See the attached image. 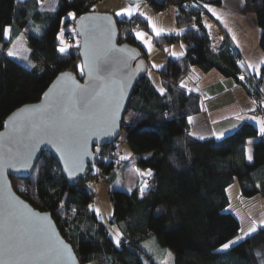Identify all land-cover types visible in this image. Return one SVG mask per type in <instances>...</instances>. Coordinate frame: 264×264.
I'll return each instance as SVG.
<instances>
[{
  "label": "trees",
  "instance_id": "1",
  "mask_svg": "<svg viewBox=\"0 0 264 264\" xmlns=\"http://www.w3.org/2000/svg\"><path fill=\"white\" fill-rule=\"evenodd\" d=\"M99 1L57 0L54 11H40L37 0H0V43L7 44L5 27L11 30V40L23 32L29 59L35 64L29 69L0 53V131L13 111L38 102L58 74L72 72L79 63V39L72 37L70 31L66 30L62 37L71 39L72 43L67 44L71 47L64 54L58 51L61 20L68 12H74L76 18L63 23L74 29L75 21L90 13ZM188 1L145 2L156 12L170 6L177 11L174 19L180 32L151 36L154 47L161 51L177 43L187 47L180 57L167 56L155 71L158 87L146 73L142 76L124 115L122 132L130 151L135 155L149 154L136 162L138 168L151 171L143 195L139 186L129 192L109 188L111 218L106 225L93 205L95 193L89 184L93 167L86 177L71 185L55 159L45 152L29 178H10L18 196L35 209L50 213L80 264L99 259L107 264H146V261L156 264L141 247L152 239L174 254V264H264V227L229 250L216 251L222 243L233 239L240 227L238 219L227 211L226 189L233 179H237L242 197L260 195L264 200V136L258 134L259 125L249 121L242 122L220 140H199L189 135L188 118L201 110L200 95L181 86L192 69L202 73L215 71L223 78L241 83L238 76L244 67L230 42L220 50L212 49L200 20L193 19L197 14L186 12L183 3ZM200 1L206 5L221 3V0ZM241 13L255 16L260 30L259 47L264 53V0H243ZM114 18L119 43L135 48L147 65L148 56L133 35L135 30L149 33L147 20L139 15ZM75 74L79 78L80 74ZM259 80L264 97V64ZM243 84L249 94L247 82ZM159 88L164 89L163 94ZM261 108L256 105L255 116L261 117ZM248 140L253 141L251 162L244 155ZM115 147L113 142L95 149V165L107 183L116 162L113 159L105 162V157L115 152ZM110 233L115 236L119 233V246Z\"/></svg>",
  "mask_w": 264,
  "mask_h": 264
},
{
  "label": "water",
  "instance_id": "2",
  "mask_svg": "<svg viewBox=\"0 0 264 264\" xmlns=\"http://www.w3.org/2000/svg\"><path fill=\"white\" fill-rule=\"evenodd\" d=\"M126 1L130 3L146 2V0ZM83 17H108L111 23L109 24L107 20L103 19L80 21V18H78L75 21L74 32L79 39L78 60L80 65L83 64L85 59L82 53L85 51L84 42L86 35L90 43L95 45L101 52L110 48L121 49L123 51L119 53L110 52L106 62L105 59L101 57L102 69H106L99 73L102 79L91 80L87 75V68L84 69V74H80L79 78L73 72H63L74 77L76 83L83 86V90L87 91L88 94L82 98H78L76 108H73L71 102H66L65 106L68 107L67 113L57 109L55 112L49 111L46 114V118L55 121L59 127L65 128L70 138H75L77 136L87 137V154L83 156L82 171H77L74 176H69L68 172L65 170L64 160L60 152L56 150L53 144L46 142L47 137H43L45 142L38 143L34 147L31 158V168L17 171L13 168L0 165V231H7L11 228L15 231L16 235L22 239L27 240L31 238L41 245L45 243V237L51 235L54 239L62 241L63 244H66L69 249H71L74 259L65 262L55 256L46 255L42 258H29L16 261L15 264H80L73 247L61 236L50 213L35 209L18 196L12 188L10 178H29L41 154L45 152L49 153L55 159L59 165L61 174L69 184L73 185L79 178L86 177L96 162L95 149L109 146L118 139L121 134L124 115L133 95L134 88L147 70L146 63L138 57V52L135 48L128 44L119 43V31L113 16L90 12ZM81 25H83L84 28H82ZM93 25H95V27H93ZM106 29L108 30L106 31ZM133 56L134 58H131ZM61 74L62 73L58 74L54 78L44 94L49 92V89L59 91L60 88L71 87L70 81H57V77H60ZM129 75L132 76V79L130 85L126 89V94L120 100L115 125L109 126L104 121L110 111L115 108V99L119 97L120 82ZM93 88L94 91L92 90ZM44 94L38 102L24 105L18 109L31 105L39 106L46 103L48 98L45 97ZM77 108L79 111H77ZM18 109L13 111L6 120H8L13 113L17 112ZM28 137L29 131L26 130L21 133H16L12 130L11 124L6 127L4 123L3 129L0 131V153L7 154V149L9 148L15 150L21 148L24 144H31L33 141L29 140ZM12 197L18 198L23 205L27 206V210L35 215H9L8 200ZM19 211L25 210L19 209ZM44 216L47 217V220L42 221L38 219ZM41 226L44 227V232L39 231ZM4 259L6 260V264H9L8 258L5 257Z\"/></svg>",
  "mask_w": 264,
  "mask_h": 264
},
{
  "label": "snow or ice",
  "instance_id": "3",
  "mask_svg": "<svg viewBox=\"0 0 264 264\" xmlns=\"http://www.w3.org/2000/svg\"><path fill=\"white\" fill-rule=\"evenodd\" d=\"M205 7H208L205 5ZM138 5L134 7H129L127 9H123L122 12L129 17H131L137 11ZM50 11H54V9H49ZM209 11L216 16L217 19L220 17L211 9ZM121 12H117L116 15H121ZM141 16L144 13H140ZM67 16L69 18L75 19L76 14L74 12H68ZM107 20L109 24L111 23L110 18L108 17H80V21L85 20ZM64 21L61 20V24ZM149 26L152 28V31L156 36H160L164 29H158L151 20H149ZM84 28L83 25H81ZM95 27V25H93ZM193 28L196 27L195 24L192 25ZM205 27H209V25L205 24ZM108 29H106L107 31ZM10 28L5 27L3 29L4 37L7 38L9 34ZM87 31V30H85ZM183 31V30H181ZM64 29L61 28L60 33L57 35V39L60 41V46L58 47V51L61 54L67 52L68 48L71 47L64 43L63 36ZM135 36L137 40L142 41L146 47L151 50V41L149 39H145V33L141 31H136ZM183 47V45H181ZM85 51L82 55L85 57L83 64L78 65L81 74H84V69L87 68V75L91 80L102 79L99 73L102 70L101 57L107 61L109 57V53H119L123 50L121 49H105L102 52L97 49V47L90 43L87 38L84 42ZM9 57L17 58L20 60L27 61L26 67L34 68L35 65L28 60L27 56H18L17 52L14 49H9L7 52ZM171 55L178 57L179 55H183V53H171ZM131 58H134L131 57ZM126 63V61H125ZM264 64V58H261L258 64H249L248 67L250 69H254L256 71V75H260V65ZM242 66V65H241ZM153 67H160L157 65H153ZM132 76L129 75L126 79L120 82L119 86V97L115 99V108L110 111L107 118L105 119V123L109 126L115 125V121L118 116V110L120 106V100L126 94V89L130 85ZM240 80H244L245 77L241 75L239 77ZM57 81L71 82V87L60 88L59 91L55 89H49V92H46L44 95L48 98L47 102L42 105H31L25 106L22 109H18L17 112L13 113L8 120H6L5 126H9L11 124L12 130L16 133H21L23 131H29L28 139L33 141L31 144H24L21 148L7 149V154L0 153V165L7 166L9 168H13L17 171L27 170L32 167L31 158L33 154V149L36 144L45 142L43 137H47V143H51L56 147V150L60 152L62 159L64 160L65 170L68 172L69 176H74L77 171H82L83 164V156L87 154L86 152V143L87 137L85 136H77L75 138H70L67 135L66 129L63 127H59L57 123L53 120L46 118V114L49 111L55 112L57 109H60L64 113L68 112V107L65 106L66 102H71L73 108H76L78 98H82L85 96L87 91L83 90V86L76 83L74 77L70 74L62 73L60 77H57ZM183 87V83L181 85ZM94 91V88L92 89ZM158 91L163 94L164 89L159 88ZM264 91V89H262ZM54 93V94H53ZM95 98V97H93ZM253 104L256 101H252ZM254 110V109H253ZM77 111L79 109L77 108ZM237 119H243L242 117H237ZM250 119L256 120V123L259 125V135L264 136V120H259L256 117H251ZM189 122H191V118H189ZM233 127H236L233 125ZM189 135H193L189 133ZM217 140H220L224 133L221 132L219 134L213 133ZM199 139L203 140L204 137L200 136ZM253 143L252 140H248L247 144L251 145ZM244 155L246 159L251 162L253 160V153L251 147H247L244 149ZM122 159H127V157H122ZM143 175H151V171L149 170L147 173H143ZM147 187V184H143L141 186V195L144 193V189ZM22 190H24L22 188ZM91 207V206H89ZM8 208L9 215L18 214L19 216L24 215H35L30 213L27 210V206L23 205L22 202L19 201L18 198L12 197L8 200ZM19 209H24L25 211H19ZM39 220L45 221L47 217H39ZM259 225H264V219L259 221ZM257 221L253 220L252 225L248 228L247 231H244L243 228H240V232L242 235H237L233 239L228 240L225 243H222L219 248L216 249L217 252H225L229 250L231 247L237 244L238 241L243 240L245 237L249 236L252 233L257 231ZM39 231L44 232L45 229L43 226L40 227ZM114 240L119 246L120 239L119 233L116 234ZM46 255L55 256L58 259L64 260L65 262L71 261L74 259L71 249L66 244H63L62 241L58 239H54L51 235L45 237V243L41 245L37 241H33L31 238L24 240L21 237L17 236L15 231L9 228L7 231H0V264H6L5 257L8 258L9 264H15L16 261L26 260L29 258H42Z\"/></svg>",
  "mask_w": 264,
  "mask_h": 264
},
{
  "label": "rangeland",
  "instance_id": "4",
  "mask_svg": "<svg viewBox=\"0 0 264 264\" xmlns=\"http://www.w3.org/2000/svg\"><path fill=\"white\" fill-rule=\"evenodd\" d=\"M17 1L23 2L24 0H17ZM189 2L190 1L183 3V6L185 7V5L188 4ZM37 3H38L37 5L40 11H50L49 9L55 10L57 7L56 6L57 0H37ZM201 3L206 9L205 7L206 4H204L202 1ZM137 5H138L137 11L132 16L134 15L141 16L140 13H144V15L141 17H143L144 19L148 21L147 23H148L149 30H152V28L149 26V20H151L152 23L157 28L164 29L163 33H166V34L174 33L175 34V33L180 32L178 27L176 26L175 19H174V16L177 13V11L174 10L173 6L168 7L164 11L156 12L154 11L152 7L147 5L145 2L130 3V2H127L126 0H101L92 7L91 12L94 14H108L110 16L117 17V18H122V17L130 18L128 15L124 14L122 10L127 9L129 7H134ZM189 9L186 8V12H193L194 15L197 14V12L198 14L200 13L199 10H195L191 7ZM117 12H121L122 14L118 16L116 15ZM66 19H72V18H69L68 16H66L63 19V21H65ZM193 19H195L194 16H193ZM200 22L202 25L203 24L202 18L200 19ZM61 28L64 29V32L66 30L70 31L72 37L76 36L73 27L71 26L65 27L62 24ZM136 31L138 30L133 31L134 33L133 35H135ZM141 32L145 33V39L147 40L148 32H145V31H141ZM151 32L154 33L153 31ZM135 39H136V36H135ZM5 41L7 42L5 46H3L0 43V53L7 54L9 49H14L17 52L18 56H27L28 60L31 61L29 59V48L27 46L26 39H25L23 32L19 34L17 38L11 40V30H10L7 38H5ZM136 42L146 47L142 41L136 39ZM71 43L72 41L69 44ZM180 44L183 45V47H185L183 43H180ZM146 48L149 49L148 47ZM165 52H169V49H167ZM150 57H152L153 61H155L152 53H150ZM10 58L14 59L19 64L25 67L28 63L27 61L20 60L17 58H13V57H10ZM31 63L34 64L32 61ZM78 65L80 64L77 63L71 70L73 73L77 72L81 74L79 68L77 67ZM29 69H32V68H29ZM148 74H149L148 77L151 79V81L158 87L159 85L158 77L156 75L154 76L153 72L151 71H148ZM248 100L252 104L253 100L249 96H248ZM255 104L257 105V103ZM263 113H264V108H261V120H262ZM214 129H217V126L214 127ZM226 135H224L223 137H225ZM114 145L116 146L115 152H110V154H108L105 157V162L110 161L112 159L116 162L114 169H113V174L110 175L109 182L108 183L105 182V178H104L105 176L101 173L100 170H98L97 165L93 166L94 175L89 179V184L92 186V188L94 189V193H95L94 195L95 199L93 203L94 208L99 218L106 225L108 223V220L111 218V206H110L109 197H108L109 188L123 190L127 192L134 189L136 186H139L141 188L143 184L145 183L147 184V175H143V173H147L149 171V170H144V169H140L137 167L136 162L138 160L139 155L135 156V154H133L130 151L125 141L124 132H121L118 139L114 141ZM122 157H127V159H122ZM226 194L228 196V201H229L227 211L232 213L238 219L239 225H240L239 230L240 228H243L244 231H247L248 228L252 225L253 220L257 221V224H258L257 229L264 227V225H259V221L261 219H264V200L260 195H256L252 198L242 197L240 194V189H239L238 181L236 178H234L233 182L227 187ZM110 234L112 235L114 239L115 235L112 233ZM237 235H242V233L238 231ZM239 242L240 241H238L237 243ZM141 247L148 254L151 255L153 261H155L156 264H174V254L169 249L159 247L155 240L153 239L147 240L141 244ZM145 263L150 264L148 261H146ZM85 264H107V263L104 259H99V260L88 262Z\"/></svg>",
  "mask_w": 264,
  "mask_h": 264
},
{
  "label": "crops",
  "instance_id": "5",
  "mask_svg": "<svg viewBox=\"0 0 264 264\" xmlns=\"http://www.w3.org/2000/svg\"><path fill=\"white\" fill-rule=\"evenodd\" d=\"M242 5L243 0H221L220 5L207 4L208 7H206V10L227 35L229 42L240 54L244 67V72L241 75L246 77V82L251 74L256 75V71L250 69L248 65L258 64L261 58H264V53L259 47L260 30L256 24L255 16L253 14H241ZM209 8H211L220 19H217L216 16L209 11ZM174 10H176L175 7ZM151 31L152 30H149L147 34L150 41L151 36H156ZM164 34L166 33H161V35ZM151 45V50L147 49L142 44L139 45L148 56V64L146 65L147 77L149 75L148 71L153 72L155 76V71L161 68L167 56L176 58V56L171 55V53H184L186 49V45L184 44L185 47H181L180 43L167 47L164 51L157 49L152 43ZM167 49H169V52H165ZM150 53L153 54L155 61L150 57ZM180 56L181 55L178 57ZM153 65L160 67H153ZM262 65L263 64H261L260 67ZM243 82L244 81L236 83L229 78H223L215 71L202 73L197 68L192 69L189 76L182 82L183 88L188 91L197 92L201 97L200 112L189 117L191 118V122H189L188 118L190 133L193 134L191 135L192 137L199 139L200 136H203L204 139L217 140L213 133L219 134L223 132L224 135H226L234 131L244 121H249L258 125L256 120L250 119L251 117H256L261 120V117L254 115L253 112L256 109V104H251V102H249V94ZM237 117H242L243 119H237ZM233 125L236 127H233ZM216 126L217 129H214ZM248 147H250V145ZM148 155L149 154H145L144 156L139 155V157H146ZM148 176L149 175H147V177Z\"/></svg>",
  "mask_w": 264,
  "mask_h": 264
},
{
  "label": "built area",
  "instance_id": "6",
  "mask_svg": "<svg viewBox=\"0 0 264 264\" xmlns=\"http://www.w3.org/2000/svg\"><path fill=\"white\" fill-rule=\"evenodd\" d=\"M190 7L200 11V13L199 14L197 13V15L194 16V18L195 19L198 18L199 20L201 18L203 19L202 27L205 29L209 37V42L212 49L217 51L225 47L226 44L229 42L228 37L222 31V29L216 24V22L212 19L210 13L204 8L201 1L190 0V2L185 5V8L189 9ZM205 24L209 25V27H205ZM62 39L66 44H69L71 42L70 38L62 37ZM240 76L241 74L238 77ZM259 84H260L259 76L251 74L248 78L249 96L253 101H256L257 104L262 105L261 107L264 108V97L261 94ZM262 120H264V113L262 116Z\"/></svg>",
  "mask_w": 264,
  "mask_h": 264
},
{
  "label": "clouds",
  "instance_id": "7",
  "mask_svg": "<svg viewBox=\"0 0 264 264\" xmlns=\"http://www.w3.org/2000/svg\"><path fill=\"white\" fill-rule=\"evenodd\" d=\"M255 75V74H254ZM249 78V77H248ZM248 78H247V80H246V82H247V84H248ZM241 81V80H240ZM245 81V80H244Z\"/></svg>",
  "mask_w": 264,
  "mask_h": 264
}]
</instances>
